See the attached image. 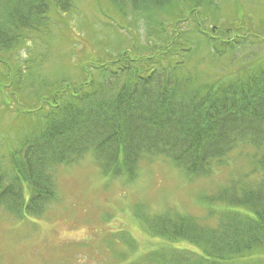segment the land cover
Listing matches in <instances>:
<instances>
[{
    "label": "trees",
    "instance_id": "trees-1",
    "mask_svg": "<svg viewBox=\"0 0 264 264\" xmlns=\"http://www.w3.org/2000/svg\"><path fill=\"white\" fill-rule=\"evenodd\" d=\"M225 1L91 0L96 14L132 35L129 45L87 48L78 74L56 69L46 77L36 69L46 60L57 16L74 15L78 32L70 30L69 48L79 56L75 36L86 34L76 0H0L2 101L28 89L38 105L23 108L14 100L10 113L29 122L17 141L14 125L0 133L7 140L13 130L16 141L0 144V208L15 218L42 214L55 198L52 171L87 151L109 176L130 178L141 158L162 156L188 177H201L237 145L249 143L260 153L257 176L212 196L227 207L215 227L166 214L144 215L142 223L150 235L185 240L198 250L153 252L149 262L264 264V17L243 27L235 18L218 23ZM249 2L262 3L250 8L264 15V0ZM242 7L238 1L233 8L241 14ZM118 16L140 19L144 31L136 38ZM190 34L207 45V58H226L234 66L222 67L220 77L203 72L206 64L191 61ZM87 39L84 48L91 45ZM22 47L24 59L12 63L9 56Z\"/></svg>",
    "mask_w": 264,
    "mask_h": 264
},
{
    "label": "rangeland",
    "instance_id": "rangeland-1",
    "mask_svg": "<svg viewBox=\"0 0 264 264\" xmlns=\"http://www.w3.org/2000/svg\"><path fill=\"white\" fill-rule=\"evenodd\" d=\"M90 1L76 0V11L83 14L82 32L86 34L75 36L78 44L73 49L79 56L72 57L69 48L72 47L69 40L74 36L70 30L73 28L78 32L74 15L57 16L59 26L53 29L54 37L52 34V39H46L50 43L46 60L36 69L40 76L51 77L56 69H66L64 74L69 71L78 74L77 69L87 51L123 47L119 45L120 41L129 45L132 35L118 29L105 16L96 14L94 7L88 5ZM238 1L243 5V14L233 8ZM256 4L263 5L249 0L225 1L219 5L221 12L216 20L220 23L226 17L225 23H230L235 18L233 20L242 27L245 22L256 24L264 17L252 13L254 10L250 7ZM113 13L110 10L111 16ZM118 21L127 23L136 38L145 28L140 19L134 17L122 19L118 16ZM80 36H84L83 40ZM187 36L193 42L191 61L206 64L203 71L206 74L220 77L222 67L229 71V67L234 66L225 61L226 58L210 60L207 45L196 44L195 39L198 40L199 36ZM85 38L91 41L93 48L89 43L83 47L87 45ZM23 48L9 56L12 63L24 59ZM29 93L28 89H22L19 96L8 100V104L0 95V133L15 126L16 141L21 128L24 130L29 120L22 116L13 117L10 112L14 111L16 102L23 108L38 106ZM16 141L12 130L8 139H1L0 144L7 146ZM2 153L3 148L0 149ZM258 155L260 153L251 144H239L222 160L214 162L210 173L201 177H188L166 157L145 156L138 161L133 176L128 178L104 174L93 153L87 151L76 161L60 164L52 171L55 198L42 214L15 218L0 208V264H159V260L149 262V253L198 251L185 240L168 241L150 235L142 223V216L194 217L203 225L215 227L219 215L227 207L215 202L212 196L229 190L233 183L240 187L252 181L257 176L253 170Z\"/></svg>",
    "mask_w": 264,
    "mask_h": 264
}]
</instances>
